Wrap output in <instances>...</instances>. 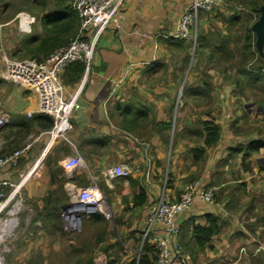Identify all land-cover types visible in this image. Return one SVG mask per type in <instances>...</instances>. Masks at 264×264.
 <instances>
[{
  "label": "crops",
  "instance_id": "crops-1",
  "mask_svg": "<svg viewBox=\"0 0 264 264\" xmlns=\"http://www.w3.org/2000/svg\"><path fill=\"white\" fill-rule=\"evenodd\" d=\"M191 2L192 0H126L123 3L119 13V24H111L98 38L91 70L79 98L80 109L73 113L69 119L71 129L64 137H53L49 132H42L40 128L32 125L27 130L28 134L20 142L16 136L18 132H21V127L24 124H30L35 116L40 115L36 113L37 100L31 94L32 99L29 97L28 101L26 100L27 106L24 108H20L23 104L12 100L8 101L4 108L9 114V123L0 133L5 132L8 128L13 131L6 137L4 145L6 142H11L10 146H12L13 141L16 140L20 147L30 144V148L23 155L16 169H7L1 172V180L11 186L18 184L17 190H25L22 198L28 197L31 201L41 200L40 202L43 203L50 196L52 200L57 199L53 191L47 192L45 195L42 190L43 185L55 186V181L51 182L50 179L51 171L58 168L65 179L59 183L64 194V199H61L62 203L59 206L60 211H63L62 208L69 200L70 189L73 187L84 189L88 185H86V177L84 179L82 173H79L82 170H76L71 177H68L59 163L55 166L51 165V157L56 152L63 151L67 155L74 156L78 150L82 149L85 151V158L91 159L92 156L97 158L91 160L92 163L89 164L93 169L110 168L119 164L131 165L142 161V156L137 159L136 148L130 139L125 134L121 135L120 130L126 131L125 128L118 129L114 126L117 125L115 121L125 117L121 108L130 107L129 105L123 106L122 100L118 101V98L121 97H118V94L123 92L125 86L132 83L141 74L144 79H148L160 71L180 72L182 64L177 62L178 56H180L178 52L180 44L164 39L155 40L154 35L173 33L182 13ZM202 20L203 24L207 22L205 19ZM183 44L187 45V42H183ZM157 64L159 67L155 68ZM222 70L224 71V69ZM62 73H60V78L63 77ZM180 78L181 76L178 77V79ZM79 83L65 86L62 82L64 96L68 98L72 95ZM206 84L213 89L208 94L210 98H213L215 96L213 92L217 85L213 82L212 77H209ZM248 84L247 88L263 91V96L262 99H251L249 94L245 93L240 109L233 103L235 99H207L205 103H203L204 101L200 102L203 107L201 112L210 115L219 127V139L213 146L205 147L203 139L199 144L206 150L203 160H208L209 174L211 179L213 178L212 186L209 188L203 186L202 180L199 183L204 188L212 189L216 199L211 205L201 206L195 203L192 209L178 217L179 246L187 258V264H193L196 260L205 264L203 262L204 255L212 258V261L207 264H236L238 262L240 264H264V78L249 77ZM245 87L243 84V90ZM217 101H220V104L217 105ZM28 113H32L30 118L27 116ZM205 115L202 116V119L205 118ZM7 126L8 128H6ZM181 135L183 138L192 139L194 137L193 135ZM259 141L260 144H254ZM147 152L148 146L145 145L143 157ZM228 152L236 153L237 158L229 161ZM5 153H8L6 147L0 146V154ZM199 161L202 162V159L195 162ZM221 161L226 164L224 163L223 168L218 172L224 175L228 174L227 167L231 162H239L235 165L238 168L240 165L243 166V169L239 171L241 173L239 180L222 184L225 182L224 178L219 181L215 179L217 172L213 174L211 172L215 169L216 162ZM179 163L178 159L177 164ZM145 167L143 175L141 174L138 180L133 173L126 180H115L110 183L99 178L114 197L112 206L118 205L119 211L124 212L122 229L128 231L127 241L133 244L141 240L143 232L149 224L148 207L157 201L162 193L170 201H176L190 184L174 181L171 188L167 187L165 183L161 188L152 185L154 182L151 184V168H147V164ZM102 171L104 170H101L100 173ZM75 174L84 182L85 187L75 180ZM181 177L178 176V178ZM131 178L132 180H130ZM115 182L124 185L127 188L126 191H113ZM207 182H209L208 178ZM228 184H239L242 187L238 190L234 186L229 192L223 189ZM139 188L146 191L148 200L142 207H133V198L138 194ZM128 189L131 190V193L129 197L127 196V201L122 202V196L127 195ZM100 190L102 191V189ZM126 203L129 207L127 209H125ZM42 206L44 209V203ZM207 215L217 219L219 233L211 237L209 243L203 248H199L192 236V229L197 226L207 227ZM95 216H99L101 220L105 221L100 215L94 214L85 218L87 223L97 227L98 224L90 221L91 217ZM59 218L61 219L60 216ZM51 231L53 232L54 228ZM236 233L239 235H235ZM239 238L243 239V259L236 260L226 257L228 254L231 255L232 248ZM150 244L154 247L152 243ZM151 257L148 254L149 260H152ZM132 260H128L125 264H130Z\"/></svg>",
  "mask_w": 264,
  "mask_h": 264
},
{
  "label": "rangeland",
  "instance_id": "rangeland-1",
  "mask_svg": "<svg viewBox=\"0 0 264 264\" xmlns=\"http://www.w3.org/2000/svg\"><path fill=\"white\" fill-rule=\"evenodd\" d=\"M56 3L57 0H0V75L3 69V56L11 61L34 59L27 53V45L32 38L41 35L40 19L51 13ZM66 4H68V0H66ZM235 11L239 12L238 17L241 20H239L240 24H236V32L223 31L225 37L228 38V47L224 57L217 54L212 59L205 56L207 52L203 51L199 58V55L195 54L196 50L192 43L193 47L189 48L190 60L185 69L183 68V73L160 71L148 79H144L141 74L132 83L127 84L123 92L118 94V97L121 96L118 101L122 100L123 106L129 105L130 107L121 108L125 117L115 121L117 125H113L118 129L125 128L126 131L120 130L121 135L125 134L134 144L137 159L142 156L143 162L138 161L127 165L131 169V173L136 175L137 180L141 174L143 175L147 164V168H151L152 172L151 184L154 182L152 185H157L160 188L164 183L167 187L173 186L174 181L188 184L202 180L203 186L208 188L212 186L213 178L211 179L209 174L208 160L202 158V162H195L189 153L190 149L200 147L199 144L203 139L201 121L204 119L202 116L205 113L201 112L203 107L200 102L204 101L203 103H205L207 99H235L233 103L240 109L245 93L249 94L251 99H262L263 96V91L247 88L250 72L261 67L264 68L263 62L259 61L261 57L255 47L256 36L251 30L259 17L243 10L240 0H223L221 8L202 13L207 18L205 19L207 22L204 24L201 22L203 18L200 14L196 25L197 42L201 36L208 35L209 30L212 32L211 35L215 34V29L221 28L222 30L224 26L220 22L221 18L228 20L233 17ZM248 28H250V34L247 33ZM246 35L249 36L250 46L248 49H244L247 43L243 37ZM222 58H224L223 61ZM218 59L219 61H217ZM180 76L181 78L178 79ZM209 77H212L213 82L217 85L213 92L215 95L213 98L208 96L213 89L209 85L203 84L205 81L207 83ZM0 80L3 82L0 88L1 109L5 110L4 106L10 100L23 104L20 108L26 107L27 99L31 97V93L2 78ZM243 84L246 86L245 90H243ZM200 90L204 91V95L200 98L195 97V92ZM219 102L217 101V105L220 104ZM17 111L19 110L17 109ZM138 111L145 112L146 117L135 115ZM218 111H220L219 108ZM10 132L11 130L8 128L5 132L0 133V146L6 147L8 153L11 152L9 150H12L11 142H6L4 145V141ZM181 134L194 137L192 139L183 138ZM145 145L148 146V152L143 157ZM240 149L242 150V148ZM77 152L76 155L83 159L86 167L79 173H82L84 179L86 177V185H89L91 178L99 177L100 171L107 167L93 169L89 164L92 163L91 160L97 158L94 156L91 159L85 158V151L82 149ZM228 153L229 161L237 158L236 153ZM64 157L72 156L63 151L56 152L51 157V165L60 164ZM178 159L180 160L179 164H177ZM238 159L240 161V158ZM224 163V161L223 163L222 161L216 162L217 165L211 172V174L217 172L215 179L219 181L224 178L225 182L222 184L239 180L241 174L239 171L243 169V166L240 165L238 168L235 165L239 162H231L227 167L228 174L224 175L218 172L223 168ZM185 173L186 175H184ZM178 176L182 177L178 178ZM75 177L78 175L75 174ZM207 178L209 182H207ZM96 183L107 197L112 212L111 219L103 221L96 227L88 224L86 219L82 218L79 231H69L64 227L61 234L59 225H61L60 222H62V226L64 224L62 218L58 219V215L62 216L60 209L53 211L51 206L48 207L50 210L43 209L41 200L31 201L28 197L22 198L25 190H17L18 184L3 191V198L0 200V205L5 204L0 211V264H125L128 260L140 259L142 238L135 244L127 241L128 231L122 229L124 212L119 211L118 205L112 206L114 197L105 188L102 180L98 179ZM81 186L85 187L84 182ZM234 186L238 190L242 187L239 184H228L223 189L231 192ZM125 189L127 188L121 183L113 184V191L125 192ZM42 191L45 192V195L47 192L53 191L57 199H64L60 184L55 183L53 187L52 185L50 187L43 185ZM130 193L131 190L128 189L127 195L122 196V202L127 201ZM12 194L14 195L11 196ZM214 199H216V195ZM127 205L128 203H126L125 209L129 208ZM52 228H54L53 232ZM47 229L49 230L47 231ZM235 235H239V233ZM235 244L231 255L228 254L226 257L236 260L243 259V239L239 238ZM210 261L212 258L204 255L203 262L207 264ZM193 264L201 263L196 260ZM236 264H240V262Z\"/></svg>",
  "mask_w": 264,
  "mask_h": 264
},
{
  "label": "built area",
  "instance_id": "built-area-1",
  "mask_svg": "<svg viewBox=\"0 0 264 264\" xmlns=\"http://www.w3.org/2000/svg\"><path fill=\"white\" fill-rule=\"evenodd\" d=\"M125 1L68 0V5L78 16L79 30L66 47L55 50L43 62L11 61L5 56L2 57L3 69L0 78L24 88L36 97V113L49 116L54 121L53 129L49 132L51 136L64 137L71 129L69 119L80 109L79 98L91 70L98 38L111 24H119L120 8ZM222 4L223 0H192L182 13L176 30L171 34H156L154 39L187 41L195 45L199 15L212 12ZM76 63L84 66V77L74 93L66 98L60 73ZM27 116L30 118L32 113ZM8 123L9 114L0 107V131ZM29 148L30 144H27L11 153L0 155V174L4 170L16 168ZM60 166L68 177L76 170L86 168L79 155L64 158ZM130 175L131 169L127 165H118L105 169L97 178L92 177L90 184L84 189H70L69 200L65 205L67 209L62 211L61 216L63 228L79 231L82 218H89L94 214L100 215L106 221L110 220L112 212L107 197L96 182L99 178L107 183L126 180ZM8 187L11 185L0 178V200L3 198L2 190ZM213 202V190L202 187L198 181L188 184L176 201H170L162 193L147 209L149 224L142 235L140 252L147 241L154 245V264H187V258L179 246L178 217L192 209L195 203L204 206Z\"/></svg>",
  "mask_w": 264,
  "mask_h": 264
},
{
  "label": "trees",
  "instance_id": "trees-1",
  "mask_svg": "<svg viewBox=\"0 0 264 264\" xmlns=\"http://www.w3.org/2000/svg\"><path fill=\"white\" fill-rule=\"evenodd\" d=\"M263 0H240V5L243 7V10L249 11L251 14H255L257 17L260 16L259 14V8L262 5ZM220 8V7H219ZM235 8V7H234ZM242 13L244 11H241ZM204 13V12H203ZM215 13V12H214ZM213 13V14H214ZM202 14V13H201ZM239 12L235 11L233 12V17H230V19H222L220 20L221 23H223V29L221 28L219 30L215 29V34L211 35L212 32H208V35L201 36L199 38V41L194 45L195 48V54L200 55L201 52L204 51L207 52L205 56H209L212 59L217 56V54L224 55L226 54V48L227 40L228 38L225 37L224 30H231L236 32V24H240L239 20H241L238 17ZM203 19H207L204 17V14H202ZM40 26H41V35L38 37L32 38L28 45H27V53L34 58L33 60L37 62H43L45 59H47L48 56H50L55 50L59 48L66 47L71 40H73L76 35L78 34L79 30V19L76 14V12L68 5L66 4V0H57V3L55 4V8L51 13H48L41 17L40 19ZM247 33L250 34V28H248ZM243 38H245L246 45L244 49H248L249 44V36L246 35ZM170 42H176L180 45L178 46L179 54L177 62L182 64V67L180 68V72L183 73L187 63H189V48L193 45L191 42L187 41H171ZM183 42H187V45H184ZM190 44V46H189ZM264 52V47H263ZM209 54V55H208ZM224 58H222L223 61ZM219 61V59L217 60ZM259 61L263 62L264 59L259 58ZM159 67L157 64L155 66ZM184 68V69H183ZM264 68L261 67L260 69H256L252 72H250L249 77H263L264 78ZM84 72V66L81 63H76L71 66H69L65 71L62 73L63 77L60 78L61 82L66 85H73L79 83L83 76ZM263 73V74H262ZM3 84L2 80H0V88ZM204 85L206 84L203 83ZM195 97L200 98L204 95V91H196ZM129 113V112H128ZM135 115L139 117H146V113L143 111H138L135 113ZM54 121L51 117L45 116V115H37L33 118L30 124H24L21 127V132L17 133L16 138L19 139L21 142V139L24 138L28 133V128L32 125H35L36 127L40 128V131L42 132H50L53 129ZM169 124V123H168ZM201 128H202V136H203V145L205 147L213 146L219 139V127L217 124H215L214 119L210 115H205L204 120L201 121ZM13 131V129H10ZM254 144H260V141L258 143ZM20 144H18L15 140L13 141L12 148L13 151L19 149ZM21 148V147H20ZM12 152V151H11ZM10 152V153H11ZM190 155L192 156V159L194 161H198L202 159L206 153V150L203 147L198 148H192L189 150ZM55 166V165H54ZM60 178V179H59ZM51 182H54L59 184L61 181H64V176L60 169L56 168L54 171H51ZM74 180V177H73ZM79 183H83L80 178L76 177V179ZM6 189H3L5 191ZM148 200V195L146 191L142 188H139V192L137 195L133 198V207H142L146 204ZM51 202L53 203L51 205ZM44 208L48 209L49 206H51L53 211L60 209V204L62 203L61 199H54L52 200L51 197H48L43 201ZM50 210V209H49ZM51 210V211H52ZM58 215V219H59ZM91 222H94L96 224H100L103 222L99 216L91 217ZM206 221L208 226L207 227H194L192 229V236L195 239L197 245L199 248H203L206 244L209 243L211 237L217 235L219 233V223L216 218L213 216L207 215ZM61 224V222H60ZM59 232L62 231V226L59 225ZM155 253L154 247L151 246V244L147 241L142 245V255L140 259H133L130 264H152L155 260V257L153 256ZM148 254L151 255V259H148Z\"/></svg>",
  "mask_w": 264,
  "mask_h": 264
},
{
  "label": "water",
  "instance_id": "water-1",
  "mask_svg": "<svg viewBox=\"0 0 264 264\" xmlns=\"http://www.w3.org/2000/svg\"><path fill=\"white\" fill-rule=\"evenodd\" d=\"M259 19L253 24L251 30L256 36V50L261 58H263V47H264V0L263 4L259 8ZM67 209V206H64L62 210Z\"/></svg>",
  "mask_w": 264,
  "mask_h": 264
},
{
  "label": "bare ground",
  "instance_id": "bare-ground-1",
  "mask_svg": "<svg viewBox=\"0 0 264 264\" xmlns=\"http://www.w3.org/2000/svg\"><path fill=\"white\" fill-rule=\"evenodd\" d=\"M54 139V138H53ZM5 204L4 205H0V211L4 208ZM1 263V262H0Z\"/></svg>",
  "mask_w": 264,
  "mask_h": 264
}]
</instances>
